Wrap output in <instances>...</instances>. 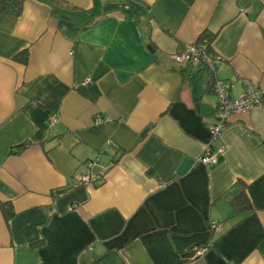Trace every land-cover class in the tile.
<instances>
[{
    "label": "crops",
    "instance_id": "1",
    "mask_svg": "<svg viewBox=\"0 0 264 264\" xmlns=\"http://www.w3.org/2000/svg\"><path fill=\"white\" fill-rule=\"evenodd\" d=\"M62 1L0 14V264H264V106L210 133L212 76L264 102V0Z\"/></svg>",
    "mask_w": 264,
    "mask_h": 264
},
{
    "label": "built area",
    "instance_id": "2",
    "mask_svg": "<svg viewBox=\"0 0 264 264\" xmlns=\"http://www.w3.org/2000/svg\"><path fill=\"white\" fill-rule=\"evenodd\" d=\"M173 57L179 63L203 66L211 75L215 70V62L220 59L210 44L201 41L182 45L180 50L173 54ZM211 85L217 98L215 119L210 126L213 139L221 134L235 114L264 106V102L261 100V90L249 83L246 84L244 91L236 97L230 94V83L223 79L212 76ZM101 119L102 117H97L95 122L99 123ZM222 150L223 147L218 149V151ZM200 161L205 165L214 164L217 161L216 152L210 144L205 146ZM206 250L205 246H196L192 248L191 255L201 256Z\"/></svg>",
    "mask_w": 264,
    "mask_h": 264
},
{
    "label": "trees",
    "instance_id": "3",
    "mask_svg": "<svg viewBox=\"0 0 264 264\" xmlns=\"http://www.w3.org/2000/svg\"><path fill=\"white\" fill-rule=\"evenodd\" d=\"M50 2L53 4V10L56 12L59 8H64L66 10H70L73 12L79 10L75 6H71L62 0H50ZM22 5H23V0H0V14L18 15L22 11ZM200 40L204 43L210 44V41L212 40V35L210 34L204 35L203 33V35L200 37ZM17 58H19L21 62L26 63L27 61L26 51L23 50L19 54H17ZM234 203L237 212L250 208V204L247 200L244 184L242 185L240 191L236 194V196H234ZM0 209L6 220L10 219L14 214L12 205L9 202H1Z\"/></svg>",
    "mask_w": 264,
    "mask_h": 264
}]
</instances>
